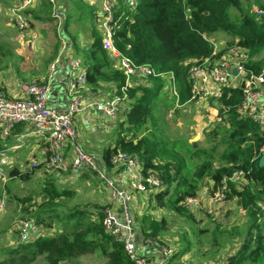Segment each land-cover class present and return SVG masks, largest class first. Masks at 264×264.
Masks as SVG:
<instances>
[{"label":"trees","instance_id":"trees-1","mask_svg":"<svg viewBox=\"0 0 264 264\" xmlns=\"http://www.w3.org/2000/svg\"><path fill=\"white\" fill-rule=\"evenodd\" d=\"M244 1L245 4L242 0H137L133 9L118 8L114 18L118 19L119 26H114L112 30L114 46L134 64H149L159 74L172 75L179 107L175 105V95L166 88V78L147 76L138 79L140 83L127 89L130 102L122 113L123 119L120 116L117 119L120 131L113 143L103 149L100 164L106 170L112 169L110 158L117 151L136 156L142 164L144 177L154 174L161 180L162 185L147 195L152 203L151 210L170 208L178 216L193 220L194 214L187 206V199L198 196L200 183L206 179L204 185L206 182L211 184L206 188L209 197L217 191L221 192L222 200L234 201L245 216L242 218L246 222L242 241L236 251L226 257L225 263L264 264V221H259L264 212V165L258 164L264 151V128L240 115L238 108L243 100L240 86L223 89L216 99V116L228 123L221 139L224 148L217 158L210 151L191 171L169 155L171 146L142 133L150 123L151 126L156 124L158 104L173 109V115H177L180 107L196 100L191 98V82L187 73L190 64L204 60L213 63L230 47L237 46L247 51L245 70L254 74L262 72L264 17H256L250 7L255 4L264 9V0ZM230 9L236 12L234 19L229 14ZM30 16L29 26H33L34 20L39 17L33 12ZM43 19L51 20L50 16ZM217 32L226 33L230 38L216 49V53L209 39ZM90 36L92 41L86 49L74 45L76 52L83 53L80 63L86 69L87 84L96 89L100 83H114L118 92L124 75L111 67L109 55L101 45V35L93 27ZM72 39L75 40L76 36L72 35ZM57 51L58 48L52 52L48 63ZM217 132L215 129L205 131L208 136H215ZM191 152V156L195 157L199 151L194 148ZM41 166L42 163H38L23 171L13 167L9 170L10 179L28 180ZM237 172L242 174L241 182L232 179ZM40 192L43 200L37 205L35 213L25 218L50 228L53 217H48V212L57 204L56 199L71 196L72 193L66 188L58 189L51 178L44 180ZM13 198L23 207L31 199L17 195H12ZM102 208L98 205L92 209L74 207L65 215L64 230L49 236H38L29 243L19 242L8 251L9 256L0 260V264H73L78 257L89 253L99 254L103 258L102 264H135L123 244L103 228ZM22 209L28 210L26 207ZM72 220L75 222L67 225ZM136 225L140 237L164 243L162 234L169 228L164 217L155 219L142 215ZM212 246L219 247L215 239ZM187 248L173 251L170 262L178 260Z\"/></svg>","mask_w":264,"mask_h":264},{"label":"built area","instance_id":"built-area-1","mask_svg":"<svg viewBox=\"0 0 264 264\" xmlns=\"http://www.w3.org/2000/svg\"><path fill=\"white\" fill-rule=\"evenodd\" d=\"M244 1V0H242ZM33 0H19L18 6L10 9L13 25L21 31L29 27L28 17L24 10L31 5ZM51 5V17L56 22V32L60 40L59 57H63L70 66L73 77H68L67 95L68 104L64 111H58L50 104L52 95L51 78L55 72V64L50 66L48 80L45 82L33 81L25 86V97L8 98L0 94V135L8 136L12 129L22 124L27 127L25 136H36L41 139L42 159L32 161V167L42 163L44 169L56 172H76L82 166H87L97 173L104 181L108 193V202L103 205L101 224L105 231L119 240L135 264H168L173 253L172 249L164 243H158L149 237H140L130 207L132 193L125 188V183L136 193L149 194L158 189L162 184L156 175L144 177L142 164L136 156L117 151L110 158L113 165L114 177L107 175L106 169L92 155L84 152L76 142L77 132L73 126V118L83 110L93 107L96 111L115 118L128 107L130 99L127 94L128 87L138 83V79L147 76H160L167 79L166 88L176 97L175 105L178 106V93L172 75L159 74L149 64H134L128 57L121 54L112 42V30L119 26L114 14L118 8L133 9L137 0H100L99 10L95 11V22L101 31V45L107 51L110 60L116 69L124 75V82L112 94L97 100H88L81 95L80 88L86 83V69L81 65L80 59L71 56L69 41L62 33V14L57 8L56 0H48ZM251 11L256 17H264V9L251 4ZM216 52V43L209 39ZM247 60V51L237 47H230L213 63L204 60L202 63L194 62L189 65L187 73L191 82L192 99L195 101L212 99L216 103L223 89L238 87L242 89L243 100L238 111L240 115L252 119L261 128H264V69L260 74L246 71L244 63ZM187 64V63H185ZM235 70V74L232 72ZM126 103V105H125ZM217 104V103H216ZM69 146L73 157L65 156V148ZM9 157L6 150L0 149V183L7 180L6 167ZM120 168L118 171L117 169ZM242 174L237 172L233 178L240 180ZM232 178V179H233ZM196 198H188L187 206L190 210L199 203ZM211 203L223 199L219 191L209 197ZM5 205V197L0 194V211ZM17 239L20 243L32 242L40 235L39 228L30 218L17 220L14 225ZM155 249L158 251L157 259H149L140 250ZM150 252V251H148ZM221 264H226L225 261Z\"/></svg>","mask_w":264,"mask_h":264},{"label":"rangeland","instance_id":"rangeland-1","mask_svg":"<svg viewBox=\"0 0 264 264\" xmlns=\"http://www.w3.org/2000/svg\"><path fill=\"white\" fill-rule=\"evenodd\" d=\"M242 2L245 4V1ZM94 7L95 6L92 7L85 3L84 0H74L72 7L64 9L63 14L67 27L66 29L68 31L70 30L71 35L74 34L78 36L79 34H84L88 30L93 20L92 10ZM235 13V10H229L232 19L235 18ZM6 21L7 20L0 15V82H3L7 75L10 77L6 78L15 79L13 83L19 80L24 83H28L29 81L32 82L31 77L33 76H31V72L35 68L33 67L32 69L31 64L39 63L43 67L51 57L52 52L57 49L58 46L60 48V40L58 38L56 40L55 37L52 36L49 37L50 41H52L50 42L49 54L47 51L46 54L41 55L34 51L35 39H37L33 31L34 26H31L26 31H20L11 26H7L5 24ZM49 27H53L52 21L49 22ZM229 38L230 36L223 32L213 34L217 49L221 48ZM25 53L27 55H25ZM111 67L113 68L112 64ZM157 106L158 116L156 124L151 126L150 123L148 128L143 129L142 133L144 135L150 134L157 142L162 141L166 145L171 146L169 155L179 160L182 166H187L189 171H191L197 163L205 159L210 151L214 154L213 157L217 158V154L224 148L221 139L224 136L223 129L228 126V123L226 119L216 116L218 109L214 101L207 99L185 104L180 107V111L177 115H173V109H168V107H164L162 104H158ZM119 116L123 119L122 113L115 117V126L108 134L104 135L102 131L93 133V135H98V139H101V146L108 137L112 143L115 140L120 131V126H118L119 120H117L120 118ZM213 129H215L216 132L218 131L215 136H208L205 133V131L209 132V130ZM87 145L89 146V143ZM90 146H92V144H90ZM212 147H215V149L211 150ZM101 148H99V150ZM194 148H197L199 152L195 157H192L191 150ZM81 149L85 152V148ZM183 172H185V170H183ZM45 173V175L43 174L41 176L36 170L28 180L20 181L14 178L8 179L3 187H0V191L3 189L7 190V192H3L5 205L0 211V259L10 255V253L5 254L8 247L4 248V244L6 243L5 235L7 231L11 229L13 223L35 213L37 205L40 203L39 199L41 198L40 196H42L40 188L45 178L50 177L56 181V185L59 188H72V184H64L61 183L60 179H55L53 172L48 173L45 171ZM184 174L187 173L185 172ZM233 180L237 181L235 178H233ZM205 181L206 179L200 183V191L197 196L199 207L197 205L190 210L194 214V220L178 216L170 208H154L151 210L152 203L146 195H142V198L139 199L135 197L137 201L136 208H138V204L143 208L141 214L136 216L138 219L142 215H150L155 219L164 217L167 221L169 225L168 231L162 234V240L165 245L170 247L172 251H177L186 246L188 247V250L184 252V254L188 256L182 258L181 261L180 259L176 260L178 264H221L228 255L236 251L242 241L245 231L244 226L246 224V222H244L245 220H242V218L245 217L244 214L237 208L234 201L224 202L220 200L216 203H211L209 196L206 194V188L211 184L206 182L207 184L204 185ZM89 183L90 185L86 184L83 187L76 188L71 196H63L56 199L57 204L53 207V210L48 212L52 213V216L48 217H53V223L56 226H54V231L64 229L61 226L64 225V221L66 220L65 215L74 207L81 208L88 206L92 209L95 205H102L100 194L99 196L90 194L97 190L94 182L90 181ZM95 183L97 184V181H95ZM12 195H17L18 197L29 196L31 199L29 203H26L23 207L22 204H19L14 198L12 199ZM25 207L28 208V210L23 211L22 208ZM259 221H261V223L264 221V212L259 218ZM69 223H72V221ZM262 228V233L264 235V226H262ZM12 236L14 237V235ZM214 239L219 244L218 248H213L212 246L214 244ZM10 245H12V243L9 244V246ZM3 250H5V252H2ZM83 257L85 260H77L74 263H103V258L96 253L85 254Z\"/></svg>","mask_w":264,"mask_h":264},{"label":"crops","instance_id":"crops-1","mask_svg":"<svg viewBox=\"0 0 264 264\" xmlns=\"http://www.w3.org/2000/svg\"><path fill=\"white\" fill-rule=\"evenodd\" d=\"M84 1H85V3L89 4L92 7L95 6L94 9L92 10L93 20H92L91 26L88 28V30L84 34H79L78 36L75 35L76 39L73 40L70 30L68 31L66 29L67 27H66L63 11H64V9L72 7L74 0H56L57 8H59V10L61 11V14H62V33H64V35L67 37V39L69 41L70 54H71V56L80 59V61L82 59L81 55H83V53L82 52H79V53L76 52V50L74 49V45H77L78 48L82 47V48L86 49L87 45L92 41V38L90 36L91 28L92 27L95 28V30L99 34L101 32L96 25L95 15H94L95 11L99 10L100 0H84ZM18 3H19V0H0V15H2V17L7 20L5 23L7 26H11L16 30H18V29L13 25V23L11 21L10 9L14 6H18ZM27 11H29V13H26ZM30 11L33 12L34 15L39 17V19L34 20L35 22H33V26H34L33 31L37 36V39H35L34 51L36 53H40L41 55L46 54V52L48 51V54H49L50 42H52V41H50L49 37H51V36L55 37L56 40L58 38V35L56 32V22L51 17V5L48 2V0H33L31 5L28 6L24 10V13L27 15L28 18H31V16H30L31 12ZM47 16H50L51 20H44L43 19V17H47ZM50 21L53 22L52 28H54V30H52V28L49 27ZM30 27L31 26H29L28 29ZM58 45H59V43H58ZM59 53H60V48L58 46L57 54L55 55L53 60L49 63L47 60V62L44 64L43 67L39 63H32L31 64L32 69H33V67L35 69L32 70V72H31L32 73L31 76H33V77H31L32 78L31 81L32 82L33 81L45 82L46 80H48L49 73H50V66L52 65V63H54L55 64V72L53 74V77L50 80L51 85H52V95H51L50 104L53 107H55L58 111H64L66 109V106H67L68 100H69L68 95H67V89H66L68 77L69 76L73 77L76 73H72L70 66L66 63L65 59L61 56L59 57ZM25 55H27V54L25 53ZM111 64L113 65V68H114L115 65L112 61H111ZM6 77H10V76L7 75ZM6 77L3 80V82H0V94L4 95L5 97L13 98V99L25 97V95H26L25 94V86L31 82L29 81L28 83H24V82L19 80L16 83H13V82H15L14 81L15 79H12V78L8 79ZM140 82L141 81L138 80V83H140ZM113 84L114 83H100L98 88L93 89L89 84H87V81H86V83L83 85V87L80 88V93H81V95H83L84 97H86L90 101L91 100L93 101L94 99L97 100V99L103 98L104 96H107L108 94L114 93L115 87ZM115 123H116V119L110 118V117L96 111L93 107H89V108L83 110L82 112L76 114V116L73 118V126L77 132V137H76L77 144L81 148H85L84 149L85 152L87 151V153L92 155L97 161H100L103 149L106 148L107 146L111 145L112 141L108 137L106 140H104V143L101 146L100 145L101 139H98L97 138L98 135L97 134L93 135V133L97 132V131H99V132L102 131L103 134L106 135L115 126ZM26 131H27V127L25 125L18 124L12 129L11 133L8 136L2 137L0 135V147H1L0 149L6 150V154L9 157V164L6 167L7 180L10 179L9 170L11 168L16 167L17 169H19L21 171L26 170V169H30L31 167L29 165L32 161H39L42 159V153H41L42 142H41V139L39 137H36V136H25L24 134L26 133ZM88 143H89V146L87 145ZM90 144H92L93 147L90 146ZM86 147H87V149H86ZM99 148H101V149L99 150ZM65 156L68 159H71L73 157V152L69 146H67L65 148ZM36 170H37L38 174L41 176L43 174L44 175L46 174L45 171H47L48 173L53 172L55 179H57V180L60 179L61 183L68 184V185L72 184L71 185L72 188H66V189L71 190V193H73L76 188L78 189L79 187H83L86 184L90 185L89 182L93 181L97 190L94 192H91L90 194H92L93 196H96V195L99 196V194H100V196H101L100 201H102V203H101L102 205H100V207H103V205H105L108 202V193H107V190L105 188L104 181L101 178H99V176L97 175V173L95 171L88 168L87 166H82L76 172L50 171V170L44 169L43 165L40 168L35 169V171ZM106 172H107V175H109L110 177H112V178L114 177L113 176L114 175V169L113 168L110 170L107 169ZM47 178H50V177H47ZM47 178H45V179H47ZM14 179H16V178H14ZM7 180L4 183H0V187H3V185L7 182ZM95 181H97V184L95 183ZM53 182L56 185V181L53 180ZM124 186L128 191H131V193H132V201H131L130 207L132 210V216L134 219V223L136 225L138 222V218L136 216L141 214V211L143 210V208L140 207V204H138V208H136L137 201H136L135 197H137L139 199V198H142V195L147 196L148 194L136 193L135 191L131 190L130 187L127 186L126 183ZM63 188H65V187H61V188L58 187V189H63ZM3 192H4V189L0 191V194H4ZM5 192H7V191H5ZM40 197L41 198L39 199V201L41 202L43 200V195ZM61 197H63V196H61ZM88 208H90V207H88ZM49 216H52V213H49ZM242 220H244V219H242ZM73 221L74 220H72V222ZM15 222L13 223L11 229L8 230L6 235H5L6 243L4 244V248L8 247L6 252H5V250L2 251V252H5V254H9L8 251L11 250V248H14L19 243V241L17 239L16 231L14 229ZM70 224L71 223L68 222L67 225H70ZM36 226L39 228V232H40L41 236H49L53 232H55L54 231L55 224L53 222H52V226L50 228L42 227L39 225H36ZM61 227L64 228V225ZM66 229H68V228H66ZM58 231H60V229ZM12 235H14V237ZM15 235H16V237H15ZM11 243H12V245L9 246V244H11ZM139 254H141V255L144 254L149 259H157L159 257L158 251L155 249H153V251L151 250L150 252L140 250ZM83 256L84 255L78 257L75 261L85 260V259H83L84 258ZM187 256H186V254H184L181 258H179L180 261L182 260V258L187 257ZM172 262H174V263H172ZM172 262H170V260H169L168 264H178L176 260H174ZM73 264H75V263H73Z\"/></svg>","mask_w":264,"mask_h":264},{"label":"water","instance_id":"water-1","mask_svg":"<svg viewBox=\"0 0 264 264\" xmlns=\"http://www.w3.org/2000/svg\"><path fill=\"white\" fill-rule=\"evenodd\" d=\"M234 74H235V70L232 71ZM259 166H263L264 165V151L262 152L261 154V157L259 159V162H258ZM152 249H147V251H151Z\"/></svg>","mask_w":264,"mask_h":264}]
</instances>
